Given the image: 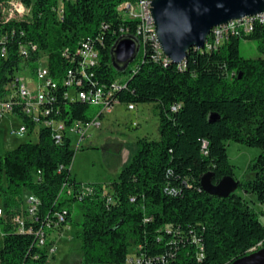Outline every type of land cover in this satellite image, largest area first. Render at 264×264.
Returning <instances> with one entry per match:
<instances>
[{"label": "trees", "instance_id": "16d2710c", "mask_svg": "<svg viewBox=\"0 0 264 264\" xmlns=\"http://www.w3.org/2000/svg\"><path fill=\"white\" fill-rule=\"evenodd\" d=\"M23 1L32 5L29 17L0 22V37H7L0 42L7 50L5 55L0 50V98L26 57L20 50L24 44L32 68L39 51L49 55L62 118L71 114L73 119L90 121L96 112L88 103L65 97L69 88L64 80L70 71L85 88L111 86L124 75L125 86L115 93L117 100L155 103L160 138H140L131 162L112 183L83 184L73 178L77 149L67 136L58 142L47 127L40 129L36 142L25 141L5 152L0 156V200L5 212L0 218V264H46L50 258L46 248L37 247L35 234L19 233L11 222L26 192L41 201L39 221L30 223L34 230L58 231L70 223L74 208L79 210L82 264L126 263L131 247H135L131 260L143 257V264H229L264 246V223L241 195L234 192L221 198L207 193L201 184L208 172L213 184L229 176L238 180L228 141L257 147L261 153L249 166L252 177L238 180V188L264 203L261 17L253 18L250 33L231 35L211 49L191 48L178 65L158 57L152 41L143 40L137 31L139 20L123 17L121 6L139 0ZM227 34H233V27ZM124 37L139 42L143 52L120 65L113 49ZM242 39L256 42L258 57L242 54ZM89 40L99 61L84 77L77 68V54ZM21 119L33 130L26 116L21 114ZM84 187L93 192L82 195ZM64 209L68 214L62 227H48ZM47 244L53 245V239Z\"/></svg>", "mask_w": 264, "mask_h": 264}, {"label": "built area", "instance_id": "2783aa9c", "mask_svg": "<svg viewBox=\"0 0 264 264\" xmlns=\"http://www.w3.org/2000/svg\"><path fill=\"white\" fill-rule=\"evenodd\" d=\"M153 0H139L137 3H125L121 6L123 17L132 20H139L138 33L143 40L150 39L154 45L158 57L168 59L161 48L156 33H150V26H155L151 11ZM61 6V4H60ZM32 5L23 0H3L0 3V22L6 23L11 19L27 18L30 16ZM63 11L60 10V13ZM261 21L264 22V14H261ZM252 26H239L238 19L223 25L222 31L211 33V42L207 40L205 47L211 49L218 47L227 41L231 35H239L240 33L248 34L254 28ZM226 26H233V34H226ZM7 39L6 36L0 37V42ZM3 45H0V48ZM5 55L6 47L0 49ZM20 50L25 59L19 63L17 69L10 76L9 81L4 85V96L0 98V121L7 118H14L19 121L12 130V134L17 136H27L29 140L36 134L39 137L42 127L50 128L58 142L67 136L73 144L75 137L76 148L80 149L83 142L90 137L92 128L100 127L102 118L105 113H111L114 107L120 102L117 100L115 93L125 86V80L118 78L111 85H95L85 88L82 80L74 77L73 71L69 72L68 77L64 80V84L69 88L65 93V97L70 100H79L95 107L96 111L90 121L73 119L71 114L66 118H62L61 106L57 103V95L55 91L58 89V83L52 79L49 69V55L46 52L39 51V57L34 68L27 62L28 47L24 44L20 46ZM64 55L70 56L68 49L64 50ZM79 60L77 68L80 69L82 75L87 77V70L95 66L99 61V56L92 41H86L82 44L78 54ZM184 63V62H183ZM127 109L135 111L137 105L134 103L127 104ZM26 116L34 125L33 130L21 119V114ZM69 121V122H68ZM137 126V123H133ZM81 194L92 193L91 187H84L80 190ZM40 199L32 193H29L23 201L21 209L18 213L12 215L13 222L19 233H31L37 236L36 245L43 249L46 248L48 255L53 256L57 252L55 244L48 245V233L42 227L34 230L31 222L39 221ZM68 212L63 210L58 212L56 222H48L47 226L54 228L62 227ZM5 217V212L0 206V218ZM135 264H143L144 258H135L132 260Z\"/></svg>", "mask_w": 264, "mask_h": 264}, {"label": "rangeland", "instance_id": "374dc122", "mask_svg": "<svg viewBox=\"0 0 264 264\" xmlns=\"http://www.w3.org/2000/svg\"><path fill=\"white\" fill-rule=\"evenodd\" d=\"M240 48L246 57L259 56L257 44L253 40L242 39ZM139 52H143V48L140 47L137 54ZM129 64L134 66L136 63ZM120 78L126 79L124 75H121ZM92 110H96V108L92 107ZM158 111V106L155 103H139L135 111H130L126 104L119 103L111 113H105L100 127L91 129V135L83 142L81 149L76 148L75 137H73L72 146L77 150L71 165L72 177L83 184L112 183L118 180L119 174L129 165L138 150L137 141L140 138L156 140L160 138ZM16 121V119L9 121L6 118L0 121V156L15 149L19 144L29 141L27 136L21 137L12 134L11 130L19 124ZM133 123H137V126H134ZM37 140L38 135L35 134L32 141L36 142ZM227 152L231 163L235 165L236 178L238 180L251 178L252 173L249 166L261 153V149L228 141ZM235 192L248 202L249 206L258 213L260 221L264 223V203L258 201L257 195L240 188ZM28 194L29 192L24 194V202ZM0 206H2L1 200ZM81 219V213L77 208H74L69 227L62 234L47 229L48 239L54 240L57 252L50 256L46 264H82V239L78 234ZM256 248L254 251L258 250ZM134 253L135 247H131L128 260L123 264H135L131 260Z\"/></svg>", "mask_w": 264, "mask_h": 264}, {"label": "water", "instance_id": "95a60500", "mask_svg": "<svg viewBox=\"0 0 264 264\" xmlns=\"http://www.w3.org/2000/svg\"><path fill=\"white\" fill-rule=\"evenodd\" d=\"M155 32L164 55L171 63L185 61L191 48L202 49L215 27L246 16L264 14V0H153L151 4ZM131 37L117 41L113 49L120 65L131 61L139 50ZM212 172L202 178V188L209 194L228 197L238 187V180L225 177L211 181ZM229 264H264V246Z\"/></svg>", "mask_w": 264, "mask_h": 264}, {"label": "bare ground", "instance_id": "6f19581e", "mask_svg": "<svg viewBox=\"0 0 264 264\" xmlns=\"http://www.w3.org/2000/svg\"><path fill=\"white\" fill-rule=\"evenodd\" d=\"M258 17H261V14H258V15H254V16H246L242 19H238V25H247V26H250V24L252 23L253 21V18H258ZM233 27V26H226V34L228 33L229 29ZM223 30V25L221 26H218V27H215L212 31V33H217V31H222ZM150 32L151 33H156L155 32V26H150ZM166 61L168 63H170L169 59H166ZM182 64V63H181ZM180 65V64H178Z\"/></svg>", "mask_w": 264, "mask_h": 264}, {"label": "crops", "instance_id": "0c3cea01", "mask_svg": "<svg viewBox=\"0 0 264 264\" xmlns=\"http://www.w3.org/2000/svg\"><path fill=\"white\" fill-rule=\"evenodd\" d=\"M9 121H13V119L14 118H7ZM16 122H19V121H16ZM67 227H69V223L66 225V226H64L62 229H60V230H58V232H60L61 234H62V232L67 228ZM54 241V240H53ZM49 261V260H48Z\"/></svg>", "mask_w": 264, "mask_h": 264}]
</instances>
